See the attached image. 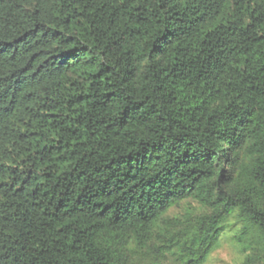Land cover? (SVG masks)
Segmentation results:
<instances>
[{
  "label": "trees",
  "instance_id": "trees-1",
  "mask_svg": "<svg viewBox=\"0 0 264 264\" xmlns=\"http://www.w3.org/2000/svg\"><path fill=\"white\" fill-rule=\"evenodd\" d=\"M222 234L264 264V0H0V264Z\"/></svg>",
  "mask_w": 264,
  "mask_h": 264
},
{
  "label": "rangeland",
  "instance_id": "rangeland-1",
  "mask_svg": "<svg viewBox=\"0 0 264 264\" xmlns=\"http://www.w3.org/2000/svg\"><path fill=\"white\" fill-rule=\"evenodd\" d=\"M190 204V201H183L169 209L166 215L173 216L182 212ZM193 203L191 202V205ZM141 258H134L135 264H158L148 260V255H140ZM243 258L239 248L235 245L230 235L222 234L215 248L211 251L207 260L203 264H240ZM170 258H164L160 264H171Z\"/></svg>",
  "mask_w": 264,
  "mask_h": 264
}]
</instances>
